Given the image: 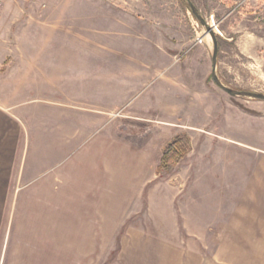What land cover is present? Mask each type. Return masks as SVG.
Segmentation results:
<instances>
[{
  "label": "rangeland",
  "instance_id": "rangeland-1",
  "mask_svg": "<svg viewBox=\"0 0 264 264\" xmlns=\"http://www.w3.org/2000/svg\"><path fill=\"white\" fill-rule=\"evenodd\" d=\"M110 1L135 5L137 13L153 17L154 25L166 15L168 26L181 33L185 45L179 62L193 70L194 87L202 81L212 86L184 89L187 104L204 100L208 117L234 108L264 114V101L231 97L214 83L211 56L189 60L193 47L210 49L212 55L213 45L187 5L180 0ZM191 1L217 37L219 80L234 90L264 94V0ZM12 4L6 0L4 10ZM14 32L17 38L19 31ZM197 36L202 44H196ZM15 43L13 38L16 51ZM191 111L171 119L174 126L158 124L154 113L139 118L114 112L103 148L94 144L82 158L73 151L70 163L44 169L35 166L32 156L33 137L40 135L32 133L33 122L22 119L19 141L13 142V135L12 142H0L5 149L0 150V264H264V189L253 187L250 174L234 170L256 162L241 146L221 139L254 145L250 127L240 137L234 117L218 127L192 124ZM251 125L264 132L257 120ZM179 134L192 140L194 150L190 142V153L158 175L163 148ZM23 169L29 174L21 179ZM32 176L39 179L28 183Z\"/></svg>",
  "mask_w": 264,
  "mask_h": 264
},
{
  "label": "crops",
  "instance_id": "crops-1",
  "mask_svg": "<svg viewBox=\"0 0 264 264\" xmlns=\"http://www.w3.org/2000/svg\"><path fill=\"white\" fill-rule=\"evenodd\" d=\"M5 1L0 9V142H12L13 135V142H18L22 119L33 122L32 133L40 136L33 137L32 156L35 166L44 169L70 163L73 151L82 158L94 144L103 148L104 131L112 126L110 116L117 111L139 118L154 113L158 124L172 126L186 109L192 110L188 118L194 119L192 124L218 127L234 117L240 137L248 125L255 144L228 136L221 139L228 146H241L255 160L254 167L240 164L234 170L250 174L253 187L264 189V132L251 125L257 120L264 130V114L238 108L215 113V107L208 106L214 111L208 117L202 111L204 100L187 104L184 89L212 86L202 81L194 87L193 70L184 68L187 62H179L185 45L181 33L168 26L166 15L154 25L153 17L137 13L135 5L122 7L109 0H65L50 6L33 5L34 0L21 6L12 0L4 10ZM14 30L19 31L17 38ZM192 49L189 60L206 61L211 56L210 49ZM13 52L18 56L12 58ZM20 173L21 179L29 174L24 169ZM38 177L32 176L28 183Z\"/></svg>",
  "mask_w": 264,
  "mask_h": 264
},
{
  "label": "water",
  "instance_id": "water-1",
  "mask_svg": "<svg viewBox=\"0 0 264 264\" xmlns=\"http://www.w3.org/2000/svg\"><path fill=\"white\" fill-rule=\"evenodd\" d=\"M181 1L186 3V5L190 9L191 14L198 21V23L204 28L205 33L209 35L212 40L213 47H212V55H211V60H212L211 76L214 83L231 97H245L254 100L264 101V94L234 90L225 86L219 80V78L216 75V67L218 62V40L217 37L215 36L214 29L209 25L206 19L202 15H200L199 11L197 10V8L195 7V5L192 3L191 0H181Z\"/></svg>",
  "mask_w": 264,
  "mask_h": 264
},
{
  "label": "trees",
  "instance_id": "trees-1",
  "mask_svg": "<svg viewBox=\"0 0 264 264\" xmlns=\"http://www.w3.org/2000/svg\"><path fill=\"white\" fill-rule=\"evenodd\" d=\"M181 1V0H180ZM186 5V3L182 2ZM191 151L190 139L184 134L174 136L163 148L157 174L160 175L176 167Z\"/></svg>",
  "mask_w": 264,
  "mask_h": 264
},
{
  "label": "built area",
  "instance_id": "built-area-1",
  "mask_svg": "<svg viewBox=\"0 0 264 264\" xmlns=\"http://www.w3.org/2000/svg\"><path fill=\"white\" fill-rule=\"evenodd\" d=\"M1 7H2V0H0V9H1ZM195 27L196 28H198V24H196L195 23ZM196 44H202V42H203V38L202 37H199V36H197V38H196Z\"/></svg>",
  "mask_w": 264,
  "mask_h": 264
}]
</instances>
